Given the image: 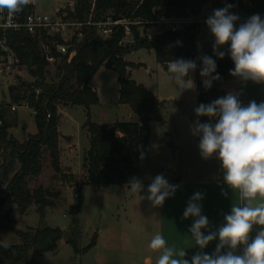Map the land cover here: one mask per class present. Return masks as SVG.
Listing matches in <instances>:
<instances>
[{
	"label": "trees",
	"instance_id": "1",
	"mask_svg": "<svg viewBox=\"0 0 264 264\" xmlns=\"http://www.w3.org/2000/svg\"><path fill=\"white\" fill-rule=\"evenodd\" d=\"M76 15L80 20L91 13L90 0H74ZM212 0H96L93 20L107 17L114 19H139L154 21L158 18L198 17L204 6ZM141 26V25H140ZM148 27L147 24L144 25ZM198 23H193L178 32H160L149 37L139 26H132L133 40L121 44L122 33L102 39L94 27L83 28L80 39L73 40L75 56L71 61L64 56L55 67L54 80L47 81L48 64L41 58L37 41L28 35L8 33L7 43L28 74L35 80L21 81L9 88L11 102L0 106V186H5L4 197H0V231L15 233L22 243L0 247V264H34V255L54 253L63 237L59 228L41 225L26 231L12 225V215H24L31 206L37 207L40 219H45L47 209L55 208L49 190L41 187L31 191L28 179L37 176L41 170L40 160L44 151L49 154L51 166L56 174L66 179L61 166L58 126L61 116L59 107H83L86 110L85 129L89 138V149L83 159L87 174V184L98 190L109 186H130L134 178L141 182L140 164L148 158L149 136L152 122L163 123L160 101L143 85L128 76V69L137 65L125 60V56L141 49L155 52L156 61L162 66L169 61L184 59L196 62V74L200 79L202 61L198 59L196 36ZM180 41L181 43H177ZM219 80L232 78L230 70L234 63L227 57L215 61ZM102 67L117 73L119 84V104L127 105L137 116V122H116L111 125L95 124L90 121V108L98 105L99 98L90 83ZM204 78V77H202ZM205 79V78H204ZM216 81V80H214ZM213 81V82H214ZM212 82V83H213ZM213 89L207 90L202 81H197V107L211 103ZM25 103L34 114L36 134L26 133L23 141L12 138L9 129L15 126L10 121L12 104ZM201 123L209 122L208 117H199ZM10 199L15 206L4 211ZM77 210L74 209V212ZM75 222V221H74ZM76 223V222H75ZM76 253L87 252L96 245V237L84 249H79L76 241H68Z\"/></svg>",
	"mask_w": 264,
	"mask_h": 264
},
{
	"label": "rangeland",
	"instance_id": "2",
	"mask_svg": "<svg viewBox=\"0 0 264 264\" xmlns=\"http://www.w3.org/2000/svg\"><path fill=\"white\" fill-rule=\"evenodd\" d=\"M36 1L37 12L43 14H52L65 4V0ZM238 2L240 1L237 0L235 5ZM207 14L206 11L201 12L198 18L206 21L209 17ZM195 18H186L188 23L185 28L196 22ZM144 24L148 27L138 25L141 34L145 31L149 37H153L162 32V28L151 21H144ZM196 38L197 50L201 56L215 59L214 37L206 23L202 25ZM125 59L137 65L136 68L129 69V78L143 85L160 101L163 123L152 122L150 125L147 160L166 167L173 173L212 181L223 180L221 162L215 156L210 159L201 157L198 147L200 137L193 135L191 131V126L198 119L194 111L197 107V81L200 80L196 71L185 77L193 80L194 88L178 91L173 83L164 81V66L157 63L153 50L141 49L126 55ZM47 72V81L54 80L55 67L49 66ZM117 78V73L108 67L100 68L93 77L90 85L96 91L99 103L91 107L92 123L111 125L116 122H137L138 118L129 106L119 104ZM34 80L24 67L13 66V71L8 76L0 78V106L11 102L10 87L18 86L21 81L31 83ZM203 81L204 79L202 83ZM205 88L213 89L211 99L225 96L224 85L220 81H214L210 88ZM64 108L60 106L58 112ZM9 112L10 121L15 123V126L9 129L12 138L23 141V128L28 134H36L34 114L28 106L24 103L12 104ZM86 121V110L83 107L77 106L62 113L59 130L73 139V152L65 159V165L69 167H64L67 172L66 179L62 180L53 170L47 151H44L41 157L39 174L28 179V188L31 191L41 187L49 190L51 194H57V197L52 198L55 208L47 209L42 221L37 207L33 205L24 215L14 213L11 217L12 225L18 230L26 231L43 224L59 228L62 234H71L72 239L60 240L56 252L34 255V264H144L146 258H150L152 264H155L160 253L150 249L149 243L156 233L163 235L168 242V232L162 225L165 223L162 213L167 209L168 201H164V208L154 207L146 198L147 188L158 174H163L168 180L173 176L172 172H144L141 176L143 190L138 196L130 191L128 186H109L98 190L88 185L86 170L83 168L85 151L89 149V140L83 129ZM72 171L77 175H73ZM4 190L5 186L1 185L0 197H4ZM206 196L209 201L208 213L217 222L220 207L218 194ZM13 208L15 206L7 199L4 211ZM74 209L77 211L74 212ZM159 212L162 220H159ZM94 237L96 245L87 252L76 253L68 244L69 240L76 241L78 248L82 250ZM0 241H6L9 245L22 243L15 233L7 230L0 231Z\"/></svg>",
	"mask_w": 264,
	"mask_h": 264
},
{
	"label": "clouds",
	"instance_id": "3",
	"mask_svg": "<svg viewBox=\"0 0 264 264\" xmlns=\"http://www.w3.org/2000/svg\"><path fill=\"white\" fill-rule=\"evenodd\" d=\"M31 0H0V11L13 16L23 10ZM232 7L215 9L206 19V25L214 37L213 52L223 59L225 52L219 49L229 45L228 54L234 63L230 75L243 82L264 84V19L252 15L238 28L239 17L229 12ZM177 43H181L177 41ZM203 67L200 75L204 85L212 86L219 80L216 63L209 56L201 57ZM193 60L177 59L168 62L164 81L173 83L178 91L194 88L191 78L185 79L196 70ZM198 118L191 131L199 136V150L203 159L215 156L221 162L223 181L232 190L234 202L224 222L217 230H209V220L202 215L204 197L195 193L183 213V218H194L189 228L191 238L201 250L185 259L186 251L168 247L163 235L156 233L149 248L159 251L155 264H264V102L250 101L246 106L239 100V94L229 92L209 104H199L194 109ZM199 117H208L209 122L201 123ZM178 185L170 184L163 174H158L147 188V199L154 207L162 206L173 196ZM143 190L138 179L130 181V191L137 196ZM222 195L227 193L222 190ZM144 197H140L143 199ZM262 201L257 204V201ZM254 226H260L254 238L250 237ZM207 230V234L205 231ZM218 241L212 254L203 249L212 241ZM0 247L7 249L8 242L0 241ZM242 248V254L237 250ZM179 258H175V257ZM144 264H152L145 259Z\"/></svg>",
	"mask_w": 264,
	"mask_h": 264
},
{
	"label": "crops",
	"instance_id": "4",
	"mask_svg": "<svg viewBox=\"0 0 264 264\" xmlns=\"http://www.w3.org/2000/svg\"><path fill=\"white\" fill-rule=\"evenodd\" d=\"M217 1L223 2L225 5L231 4L232 7L229 9L230 13L237 15L238 12L239 15L237 16L239 17V20H237V22L235 23L236 28L237 26L239 27L241 23L245 22L249 17L255 14H259L261 18L264 19V0H247L246 3H244L242 0H239L240 2H238L237 4L238 6L235 5V3H229L228 0H212L211 2L207 3L204 6L202 12L206 11L208 13L207 15L210 16L214 11V9L212 8V4ZM194 21H196L194 23L199 24V27L197 29L198 32L201 30L202 25L206 23L205 20H200L198 17H196ZM228 47L229 45H225L219 49V51L223 50V52H225L224 57H227L228 55ZM196 50H197V38H196ZM197 53L199 54L198 59L202 61L201 59L202 56L198 50ZM219 59L220 58L216 55V58L213 60L216 61ZM203 79L204 78L201 77L200 81H202ZM216 81H220L224 85L225 95H227L229 92L238 93L239 100L245 106L250 101L253 100H255L257 103L264 102V84H258L252 81L243 82L237 77L234 80L230 78L227 80H216ZM91 88L94 90L93 87ZM214 100L215 99L213 98L211 102ZM70 108H74V107H67L59 112L61 118H62V113ZM90 121H91V108H90ZM60 124H61V119L58 126V131L60 133L59 147L61 153V166L64 174H66L67 172L64 170V167H67L65 165V159L67 158L66 156L72 154L73 152V139L71 136L65 135L59 130ZM106 125H110V124H106ZM83 129L88 138L85 125ZM87 151L88 149L85 151V153ZM72 174L77 175L73 171ZM172 175L173 176L167 181L170 184L178 185L179 187L177 188L173 196L167 198L168 207L162 213L163 220L165 221V223H163L162 225L168 232L167 246L175 249L177 252L180 250H185L187 253L185 259L190 260L193 255L201 251L198 248V246L195 245V241L191 238V233L189 232V228L193 224L194 218L193 217H189L187 219L183 218V213L191 197L197 192L203 194L204 198L199 203L202 205V215L206 216L209 220V230L211 231L217 230L218 227L224 222V215L230 212L231 206L234 202V197L232 190L227 187V185L224 183L223 180L212 181L200 177H194V176L189 177L184 175L183 173L178 174L173 172ZM222 190L227 193V196L221 194ZM206 194H218V201L220 207L218 210L217 222H215L212 215L208 213L207 204L209 201ZM261 202L262 201L258 200L256 203L259 204ZM164 207L165 205L163 203V205L160 206V208H164ZM159 220H162L161 212H159ZM162 225H160L161 229H162ZM259 228L260 226H254L253 231L250 233V237L254 238L257 231H259ZM202 231H205V233L207 234V230L202 229ZM217 243L218 241L216 240L210 242L203 249V252L207 254H212L215 251ZM239 249H241V254H242V248ZM175 258H179V257L177 256ZM146 259H150V258H146Z\"/></svg>",
	"mask_w": 264,
	"mask_h": 264
},
{
	"label": "built area",
	"instance_id": "5",
	"mask_svg": "<svg viewBox=\"0 0 264 264\" xmlns=\"http://www.w3.org/2000/svg\"><path fill=\"white\" fill-rule=\"evenodd\" d=\"M236 1L228 0L229 3ZM95 2L96 0H90L91 13L82 20L69 16V13L76 15L74 0H65L64 6L56 9L52 14L37 12L36 0H31L21 12L13 16H10L6 10L0 11V78L8 76L13 71V66H20L19 60L7 43L9 32L28 35L35 39L41 58L49 67L56 66L64 56L68 57V62L71 61L76 54L74 49L71 50L73 40L82 37L85 27H94L102 39H108L121 32V45L132 42V26L145 25L144 21L139 19H114L110 16L94 21ZM151 23L159 25L162 32H178L185 29L188 22L186 18H158ZM227 58L231 60L229 54ZM232 79L236 77L232 76ZM12 109L15 110L14 107Z\"/></svg>",
	"mask_w": 264,
	"mask_h": 264
},
{
	"label": "water",
	"instance_id": "6",
	"mask_svg": "<svg viewBox=\"0 0 264 264\" xmlns=\"http://www.w3.org/2000/svg\"><path fill=\"white\" fill-rule=\"evenodd\" d=\"M244 3L247 2V0H242ZM226 5L223 3V2H220V1H217V2H214L212 4V8L215 10V9H221V8H224ZM167 66H164V70L167 71ZM172 142H170V146H172ZM140 169H141V172L142 174L146 171H156V172H172L170 169L166 168V167H162L158 164H155L149 160H143L140 164ZM128 188L130 189V186H128ZM63 239H66V238H69V239H72V236L71 234L69 233H66V232H63ZM237 254H241V249H238L237 250Z\"/></svg>",
	"mask_w": 264,
	"mask_h": 264
}]
</instances>
